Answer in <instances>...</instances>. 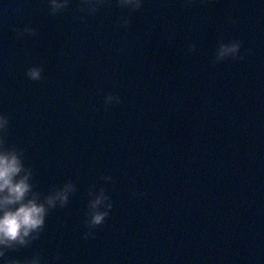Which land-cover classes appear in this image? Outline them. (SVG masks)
<instances>
[{
	"label": "water",
	"instance_id": "water-1",
	"mask_svg": "<svg viewBox=\"0 0 264 264\" xmlns=\"http://www.w3.org/2000/svg\"><path fill=\"white\" fill-rule=\"evenodd\" d=\"M79 6L52 16L48 0H0L9 145L25 149L42 194L69 179L77 189L38 241L8 255L264 264V0H144L132 13L110 0L85 22ZM25 26L38 35L17 39L13 29ZM221 40H240L245 59L213 65ZM35 65L44 66L39 82L25 75ZM109 93L122 103L106 112ZM93 186L114 208L85 240Z\"/></svg>",
	"mask_w": 264,
	"mask_h": 264
},
{
	"label": "clouds",
	"instance_id": "clouds-1",
	"mask_svg": "<svg viewBox=\"0 0 264 264\" xmlns=\"http://www.w3.org/2000/svg\"><path fill=\"white\" fill-rule=\"evenodd\" d=\"M110 0H80L79 19L85 22L88 15H95L102 5ZM144 0H116L118 7L127 9L129 13L139 11ZM193 0H184V7H190ZM71 0H48L49 13L56 16L66 10ZM131 16H122L119 24L128 27ZM16 38L25 36L36 37L37 30L30 26L23 29H13ZM196 45L189 46L188 51L194 52ZM242 50V42L233 40L225 43L218 42L213 65L226 60L243 61L248 54V49ZM26 77L32 82L44 79V66L35 65L26 70ZM122 103L119 95L109 93L104 98V110L109 111V106ZM11 126L10 117L0 113V261L3 264H41V256L36 254L32 259L21 261L10 257V252L31 247L41 238L46 228L48 215L57 208L64 209L70 203V197L76 192L75 183L69 179L62 187H53L45 195L36 189L35 174L30 166L25 164V149L17 145H9L8 133ZM101 180L114 182L112 176H101ZM88 211L86 213L85 227L87 231L83 239L95 237V230L107 222L113 208L114 201L105 187L96 190L93 186L89 190ZM138 195L133 193V196Z\"/></svg>",
	"mask_w": 264,
	"mask_h": 264
}]
</instances>
